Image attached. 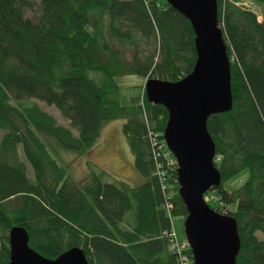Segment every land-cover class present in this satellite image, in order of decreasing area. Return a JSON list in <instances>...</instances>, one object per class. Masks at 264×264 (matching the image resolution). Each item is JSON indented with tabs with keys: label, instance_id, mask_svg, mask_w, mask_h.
I'll list each match as a JSON object with an SVG mask.
<instances>
[{
	"label": "trees",
	"instance_id": "trees-1",
	"mask_svg": "<svg viewBox=\"0 0 264 264\" xmlns=\"http://www.w3.org/2000/svg\"><path fill=\"white\" fill-rule=\"evenodd\" d=\"M216 1L233 106L207 121L221 184L212 190L217 207L206 202L235 218L237 264H264L257 237L264 235V22L232 0ZM194 40L188 19L165 0H0V264H9V232L17 226L49 259L78 247L89 264H179L172 220L187 213L177 164L149 134L163 133L168 112L144 91L121 106L116 79L177 83L193 70ZM32 99L54 107L68 126ZM117 119L125 121L144 181L103 182L102 173L71 180L51 151L83 155L103 125ZM245 169L249 178L237 190L223 187ZM183 254L192 258L188 249Z\"/></svg>",
	"mask_w": 264,
	"mask_h": 264
},
{
	"label": "water",
	"instance_id": "water-1",
	"mask_svg": "<svg viewBox=\"0 0 264 264\" xmlns=\"http://www.w3.org/2000/svg\"><path fill=\"white\" fill-rule=\"evenodd\" d=\"M190 22L196 61L191 73L176 82L149 79L148 102L168 112L163 139L177 163L178 194L186 207L184 230L193 264H237L241 242L235 218L212 209L205 195L221 184L215 167V144L208 118L232 109L230 61L218 24L216 0H165ZM25 228L9 232V264H89L84 251L73 247L55 259L29 245Z\"/></svg>",
	"mask_w": 264,
	"mask_h": 264
},
{
	"label": "rangeland",
	"instance_id": "rangeland-1",
	"mask_svg": "<svg viewBox=\"0 0 264 264\" xmlns=\"http://www.w3.org/2000/svg\"><path fill=\"white\" fill-rule=\"evenodd\" d=\"M36 4L38 0H31ZM236 4H241L245 8H250L258 15L259 21L264 22V5L250 4L247 0H232ZM27 17L33 16V11L26 10ZM96 73H89L92 78H97ZM120 92L119 101L121 106L125 107L131 104L132 97H139L142 95L145 87L146 80L137 75H127L116 79ZM30 102H36L42 110L51 114L56 122L68 126V122L64 120L60 113L54 108L49 107L43 102L32 99ZM123 119H117L106 122L100 130L99 137L91 149L86 151L83 155H77L73 151L65 150L60 147H55L51 151L52 157L59 164L67 168L68 176L73 181H81L87 178L90 173H102L103 182H125L132 186L139 185L144 180L137 173L134 164V156L129 150L127 139L123 133ZM155 133V132H154ZM159 134V133H156ZM1 137V133H0ZM56 146V145H55ZM29 174L32 176V171L29 168ZM249 170L245 169L239 174L233 176L224 182V186L229 191L237 190L240 185L246 182L249 178ZM209 204L215 208L218 204V197L212 190L204 197ZM236 207L232 206L231 211ZM226 215V214H225ZM185 218L178 217L173 221V239H176L178 244L185 245L186 235L184 228ZM257 237L264 241V235L257 233ZM172 243V242H171Z\"/></svg>",
	"mask_w": 264,
	"mask_h": 264
},
{
	"label": "built area",
	"instance_id": "built-area-1",
	"mask_svg": "<svg viewBox=\"0 0 264 264\" xmlns=\"http://www.w3.org/2000/svg\"><path fill=\"white\" fill-rule=\"evenodd\" d=\"M150 134V138L153 140V146L155 148H157V150L159 151V153H163L165 151V145L163 144V142L160 140V134H156L154 132H149ZM165 156H169V153L165 151ZM170 208V206H168ZM171 237V242L173 244L172 248L174 251H176L179 255V264H191V260L190 258H188L186 255H184V251L186 248V245H182V244H178L177 241H175L176 239H173L174 235L173 232H171L170 234Z\"/></svg>",
	"mask_w": 264,
	"mask_h": 264
}]
</instances>
